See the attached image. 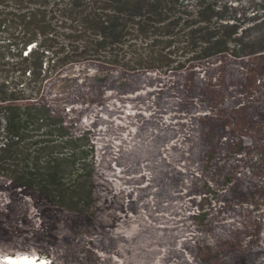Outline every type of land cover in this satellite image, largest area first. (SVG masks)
Masks as SVG:
<instances>
[{
    "label": "rangeland",
    "instance_id": "1",
    "mask_svg": "<svg viewBox=\"0 0 264 264\" xmlns=\"http://www.w3.org/2000/svg\"><path fill=\"white\" fill-rule=\"evenodd\" d=\"M252 34L264 43V25ZM44 94L72 130L89 131L95 214L0 177V257L229 264L251 254L264 264V56L220 55L165 76L77 63Z\"/></svg>",
    "mask_w": 264,
    "mask_h": 264
},
{
    "label": "trees",
    "instance_id": "2",
    "mask_svg": "<svg viewBox=\"0 0 264 264\" xmlns=\"http://www.w3.org/2000/svg\"><path fill=\"white\" fill-rule=\"evenodd\" d=\"M263 25L264 0L247 8L229 0H0V177L55 207L95 214L89 131L72 130L46 102L45 84L89 61L165 76L220 55L264 56L252 34ZM251 257L231 254L228 263L254 264Z\"/></svg>",
    "mask_w": 264,
    "mask_h": 264
},
{
    "label": "bare ground",
    "instance_id": "3",
    "mask_svg": "<svg viewBox=\"0 0 264 264\" xmlns=\"http://www.w3.org/2000/svg\"><path fill=\"white\" fill-rule=\"evenodd\" d=\"M38 257H28V256H23V257H5L3 260L2 264H42L38 262L36 259Z\"/></svg>",
    "mask_w": 264,
    "mask_h": 264
},
{
    "label": "built area",
    "instance_id": "4",
    "mask_svg": "<svg viewBox=\"0 0 264 264\" xmlns=\"http://www.w3.org/2000/svg\"><path fill=\"white\" fill-rule=\"evenodd\" d=\"M0 259H1V262H3V260H4V259H3V257H0ZM43 259H44V258H43ZM45 262H46V263H48V264H52V263L49 261V259H48V258H47V259H45Z\"/></svg>",
    "mask_w": 264,
    "mask_h": 264
}]
</instances>
